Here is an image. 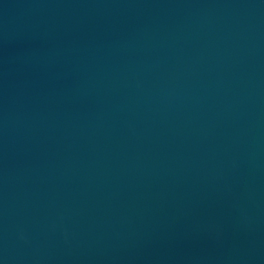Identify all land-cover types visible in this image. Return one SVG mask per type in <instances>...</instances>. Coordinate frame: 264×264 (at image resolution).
<instances>
[{
    "label": "water",
    "instance_id": "95a60500",
    "mask_svg": "<svg viewBox=\"0 0 264 264\" xmlns=\"http://www.w3.org/2000/svg\"><path fill=\"white\" fill-rule=\"evenodd\" d=\"M0 264H264V0H0Z\"/></svg>",
    "mask_w": 264,
    "mask_h": 264
}]
</instances>
